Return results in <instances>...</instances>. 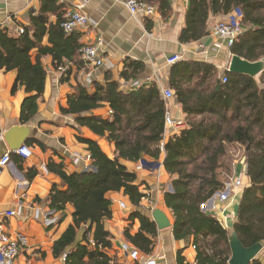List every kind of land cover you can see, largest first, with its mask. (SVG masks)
I'll return each mask as SVG.
<instances>
[{
    "label": "trees",
    "instance_id": "trees-1",
    "mask_svg": "<svg viewBox=\"0 0 264 264\" xmlns=\"http://www.w3.org/2000/svg\"><path fill=\"white\" fill-rule=\"evenodd\" d=\"M39 1V13L29 16L22 34L11 35L7 27H0V70H15L11 91L14 94L22 87L27 94L20 106V124L36 115L38 99L45 90L47 72L41 57H51L61 83L69 80L72 65L84 67L79 52L83 45L80 35L75 31L65 33L61 27L64 5L57 0ZM144 1L157 4L163 17L170 9L168 0ZM234 8L242 12L243 32L229 48L231 54L251 62L264 60V0H187L178 40L189 43L201 39L209 33L211 16L226 15ZM50 15L56 17L55 21L49 19ZM145 75L143 62L126 58L119 77L128 82ZM222 75L225 82L212 64L200 60L177 61L168 69L167 83L174 91L187 127L168 137L163 145L162 165L171 186L164 189L163 201L173 217L174 238L193 237L196 264H228L231 256L228 232L214 216L201 209L215 193L224 190L225 181L231 178L230 166L226 164L227 144L243 147L246 165L232 229L244 247L264 242V70L257 78L228 71ZM106 105L110 109L107 117L92 113ZM59 111L75 116L77 128L85 127L112 143L114 155L109 157L96 140L82 136L75 128V139L86 145L89 164L95 170L67 172L62 160L47 162V170L60 179V185H53L47 196L35 200L45 204L52 214L57 213L48 227L61 224L67 206L73 208L71 223L52 243V255L64 264H117L116 256L108 253L112 249V234L107 230V222L112 209L107 194L122 192L133 206L144 198L135 183L136 174L121 160L143 161L149 169L158 164L166 104L156 83L138 88L120 86L108 73L102 83H76ZM24 144L46 149L34 138H27ZM11 156L30 182L37 170H25L23 159L16 154ZM134 219L139 221L138 231L132 235L127 226L123 236L135 247L149 252L152 239L148 235H156V223L138 211L128 218L130 222ZM249 264H264V248Z\"/></svg>",
    "mask_w": 264,
    "mask_h": 264
},
{
    "label": "crops",
    "instance_id": "crops-1",
    "mask_svg": "<svg viewBox=\"0 0 264 264\" xmlns=\"http://www.w3.org/2000/svg\"><path fill=\"white\" fill-rule=\"evenodd\" d=\"M64 5V9H74L78 4H83V12L89 18V22L77 29L75 33L80 35L81 44H93L97 38H101L105 48V63L94 68H77L72 65V73L69 80L61 83L60 73L51 65V57H41V63L47 72L45 90L38 99L36 115L27 123H19L20 106L27 94L20 87L12 93V87L16 79V71L0 70V159L11 147L7 142L8 132L15 126L26 128L23 132L24 142L27 138H34L44 144L46 149L30 146L32 155L22 158V167L35 168L37 174L28 182L24 174L19 170L14 156L0 165V220L3 222L6 232L11 238L18 241V247H22V257L15 259V264H64L60 258H54L51 252L52 243L71 223L73 208L67 206V215L61 224H53L57 213L52 214L43 203H37V198L42 199L48 195L53 185H60V179L46 168L49 160L63 162L67 172L85 171L90 167L87 158L86 145L78 143L75 139L77 131L73 115H62L59 106L64 105L67 94L72 92L76 83L90 85L92 81L104 82L105 75L109 73L113 80L119 81L120 86L131 81L119 77L126 58L138 60L144 63L146 75L137 79L144 80L152 77L147 83L154 82L159 87L168 86V69L171 64L166 59L171 55H178L179 60H200L212 64L218 73L222 75L228 66L232 56L226 42L212 35V28L216 21L224 15L211 16L208 20V35L189 43H181L178 40L179 32L184 23L187 0H168L170 9L165 17L159 11L156 4L157 15L148 19L132 15L119 2L114 0H57ZM40 10L39 0H0V27L5 26L13 30L14 25L26 26L29 24V16L37 15ZM55 16L49 19L55 21ZM42 44H46L43 39ZM35 50L32 51L34 58ZM87 78L90 83H87ZM143 83V84H147ZM170 112L179 118L184 114L175 99L169 102ZM95 115L107 117L109 107L93 110ZM82 136L94 139L102 150L109 156L114 155V145L104 137L93 134L85 127L77 128ZM22 136L17 130L13 140ZM167 139V136L164 138ZM24 144V143H23ZM20 157V156H19ZM164 153L158 159L159 166L156 169L147 167L138 168V162L121 160L127 169L136 174L135 183L140 192L144 194L138 206H133L128 197L122 192H110L107 194L111 201L112 217L107 222V230L112 234L108 226H112V249L109 255L116 256V262H121V247L127 244L135 247L125 240L123 230L130 226L129 232L134 235L138 231L139 221L128 220L132 212L138 211L142 215L152 219L154 209H160L167 217L170 226L162 230L156 229V235L152 239V247L149 252L137 248L140 260L146 262L152 260V264H196L197 249L192 248L194 239H175L172 233L173 217L163 201L162 188L171 189L170 176L164 170L162 161ZM146 160L151 161L149 157ZM237 172V171H236ZM239 174V173H238ZM230 183H224L225 193ZM240 196V194H239ZM240 198V197H239ZM239 200L233 199L230 194L225 201L212 198L203 204V212L214 216L230 234L235 221L236 209ZM212 204L214 211H209ZM8 211H13L11 216H5ZM157 227V225H156ZM114 256V257H115Z\"/></svg>",
    "mask_w": 264,
    "mask_h": 264
},
{
    "label": "built area",
    "instance_id": "built-area-1",
    "mask_svg": "<svg viewBox=\"0 0 264 264\" xmlns=\"http://www.w3.org/2000/svg\"><path fill=\"white\" fill-rule=\"evenodd\" d=\"M122 4L130 14L153 19L157 15L156 7L144 0H114ZM83 4H78L74 7V9H66L63 16V21L61 22V27L65 33H71L78 27L87 24L89 22V18L83 12ZM242 20V12L239 8H234L231 12L224 15L223 18L216 21L212 28V35H215L226 42L228 48H230L236 38L243 32V28L241 25ZM3 27V26H2ZM11 35H20L24 32L23 25H14L13 30L8 29ZM79 52L81 53L82 60L84 66L86 68H94L101 66L105 63L104 52L105 48L103 46L101 38H97V41L93 44H83ZM179 60L178 55H171L166 59L167 64H174ZM227 71V68H226ZM223 74V73H222ZM152 77H146L144 80H133L129 84H123L125 87L130 88H138L144 82L147 83L151 80ZM221 79L223 82L226 81V77L221 75ZM87 83H90V79L87 78ZM160 94L162 99L166 104V111L164 115V133L163 140L160 143V151L164 153L163 145L165 142V137L173 136L178 134L181 130L187 127V122L184 118L175 117L169 110L168 104L172 100H174V91L167 86H162L160 88ZM2 138L0 134V139ZM16 154L21 158H28L32 155V150L30 146L26 144H22L21 146L10 150L3 154L0 159V165L6 164L10 160V155ZM89 159V155H87ZM138 168L146 167L143 161H139ZM159 166V163L154 166L152 169H156ZM245 173V171H244ZM240 172L235 177L232 178V182L228 185V192L220 191L215 193L209 200L212 198H218L221 201H225L230 194L233 199L239 200L242 188V176L243 174ZM219 194V196H216ZM208 200V201H209ZM207 204V201L204 203ZM203 205V204H202ZM215 205L212 204L211 209L209 211H214ZM13 211H8L5 213V216L13 215ZM111 230V229H110ZM192 248L196 246L193 243ZM19 251L18 241L11 238V236L6 232L3 222L0 220V264H15V259L17 257ZM121 262L119 264H152V260H147L146 262L140 260V253L137 248L131 247L127 244H123L121 247Z\"/></svg>",
    "mask_w": 264,
    "mask_h": 264
},
{
    "label": "water",
    "instance_id": "water-1",
    "mask_svg": "<svg viewBox=\"0 0 264 264\" xmlns=\"http://www.w3.org/2000/svg\"><path fill=\"white\" fill-rule=\"evenodd\" d=\"M263 70L264 60L251 62L235 54L230 57L227 66V71L230 73L248 75L252 78H257ZM17 130L19 131V134L22 133V136H20L18 140H13V136ZM24 131H27L26 128L15 126L8 132L6 139L11 150L24 143V138L26 137L23 135ZM87 169L95 170V167L90 166L89 168L87 167L86 170ZM152 219L159 230L170 226L167 217L160 209L156 208L153 210ZM228 243L231 251L228 264H249L252 260L260 256L264 248V242L256 243L250 247H244L234 231L229 234Z\"/></svg>",
    "mask_w": 264,
    "mask_h": 264
},
{
    "label": "rangeland",
    "instance_id": "rangeland-1",
    "mask_svg": "<svg viewBox=\"0 0 264 264\" xmlns=\"http://www.w3.org/2000/svg\"><path fill=\"white\" fill-rule=\"evenodd\" d=\"M226 151H227V156H228L226 164H228L230 166V169H231V174H230L231 178L229 180L225 181V183L227 184V183H231L232 178L235 177L238 173H240V172L244 173L246 165H245V160H244V149L242 146H240L238 144H234V143L233 144H227ZM224 178H225V176L222 177V179H224ZM165 188H167V187L164 186L161 191H164ZM216 196H219V194H216ZM108 228L111 229V232L114 233V229L112 226L109 225ZM22 254H23L22 253V247L19 246V251H18L16 260L21 258Z\"/></svg>",
    "mask_w": 264,
    "mask_h": 264
}]
</instances>
